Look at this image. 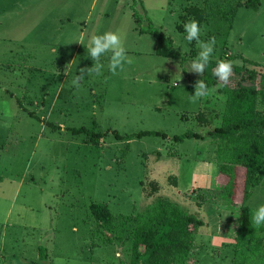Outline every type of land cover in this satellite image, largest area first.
<instances>
[{
	"label": "rangeland",
	"instance_id": "374dc122",
	"mask_svg": "<svg viewBox=\"0 0 264 264\" xmlns=\"http://www.w3.org/2000/svg\"><path fill=\"white\" fill-rule=\"evenodd\" d=\"M238 1L244 2L0 0V264H131L132 240L99 227L91 205L107 204L121 218L143 212L158 195L207 222L185 264H241L245 254L256 253L238 245L241 206L220 199V188L193 192L189 198L196 201L184 202L195 160L217 164L213 142L173 139L207 135L197 119L200 108L217 114L225 105L219 87L192 98L204 73L187 70L198 55L192 59L193 51L201 50L178 28L187 7L206 12L200 41L215 39L210 60L228 55L233 64H258L249 66L264 74V0L259 10ZM149 25L171 38L183 57L159 56L158 39L140 32ZM106 31L123 35L128 62L113 74L106 53L102 71L90 77L88 38ZM81 70L85 79L74 83ZM95 124L105 134L97 145L72 131ZM145 131L167 138L115 135ZM262 204L264 181L247 203L252 215ZM219 215L229 245L213 247L212 220Z\"/></svg>",
	"mask_w": 264,
	"mask_h": 264
},
{
	"label": "trees",
	"instance_id": "16d2710c",
	"mask_svg": "<svg viewBox=\"0 0 264 264\" xmlns=\"http://www.w3.org/2000/svg\"><path fill=\"white\" fill-rule=\"evenodd\" d=\"M238 6L259 10L261 0L238 1ZM137 23L139 19L134 14ZM178 28L184 32L183 25L193 20L200 26L206 21V12L199 7H187ZM141 33H149L158 39L159 56L180 59L182 53L175 48L174 41L159 32L152 25L140 28ZM198 54L193 51L194 57ZM197 57V56H196ZM223 60V59H220ZM227 58L224 61H230ZM217 61L210 60L202 80L207 85V92L219 87L225 97L224 108L216 114L197 115L199 123L209 129L208 137L215 146L214 158L218 164L219 179L225 185L218 197L229 204L241 206V225L239 243H246L256 249V253H247L241 264H264V227L257 228L252 221V209L247 205L256 187L264 181V74L250 66H259L246 61L244 65L232 64V74L227 82L214 75ZM250 65V66H249ZM219 122V123H218ZM218 123V124H217ZM75 134H85L86 142L99 144L105 134L98 132L95 124L92 129L81 127L72 130ZM117 139L128 141L146 136L167 135L162 132L145 131L139 134L121 136L115 132ZM174 141L186 139L206 140V137L195 132L175 136ZM176 183V178L172 179ZM155 188L160 189L155 181ZM91 212L99 227L116 233V239L132 240L131 264H185L190 258L197 236L207 222L199 215L193 214L181 204L171 199L158 196L143 212L117 218L107 204H92ZM259 235L252 238L251 234ZM263 234V235H262ZM250 236L249 240L245 237ZM262 236V237H261ZM245 239V240H244ZM144 249V251H142Z\"/></svg>",
	"mask_w": 264,
	"mask_h": 264
},
{
	"label": "clouds",
	"instance_id": "9594fccd",
	"mask_svg": "<svg viewBox=\"0 0 264 264\" xmlns=\"http://www.w3.org/2000/svg\"><path fill=\"white\" fill-rule=\"evenodd\" d=\"M183 28L186 33V39L189 42L193 40L197 41L200 43L201 48L197 57L191 62V68L187 70L202 76L213 54L215 39L213 38L208 42L200 41L201 27L195 20L184 24ZM123 39V35L120 32L114 31H106L88 38V44L86 45L87 55L94 61L93 66L86 69L88 76L91 77L93 73L100 74L103 69V64L100 62L101 57L109 52L111 53L108 65L109 71L116 74L118 69H123L124 64L128 62ZM232 71L233 68L230 61L219 60L214 69V75L219 80L227 82ZM84 72L85 70H81V75L77 76V80L74 81V83H79L81 80L85 79ZM206 94L207 85L204 80L201 79L196 84L195 94L192 98H199ZM252 221L257 228L264 227V204L253 211Z\"/></svg>",
	"mask_w": 264,
	"mask_h": 264
},
{
	"label": "crops",
	"instance_id": "0c3cea01",
	"mask_svg": "<svg viewBox=\"0 0 264 264\" xmlns=\"http://www.w3.org/2000/svg\"><path fill=\"white\" fill-rule=\"evenodd\" d=\"M204 107L200 108V112H204ZM209 112V108H207ZM207 128V127H205ZM209 131V128H207ZM202 135V134H201ZM206 137V140H210L207 135H203ZM204 141V140H203ZM219 166L210 158H198L195 160L193 169H192V176L190 180V191L188 194L185 195L184 202L187 201L189 204L195 202V195L192 197V200L189 198V195H191L193 192H196L197 195L200 191H209V190H218L221 189L225 182L221 181L219 179L218 174ZM174 176V175H171ZM161 190V187H160ZM161 192V191H160ZM159 196V195H158ZM157 196V197H158ZM232 205V204H231ZM233 206H236L235 204ZM207 207V205H203L202 208ZM212 220V219H211ZM214 221V222H213ZM212 222L217 226L216 231L212 234V239L210 241L211 245L213 247L220 246V245H229L227 242V230L225 226L222 225V219L220 215L218 217H214V220Z\"/></svg>",
	"mask_w": 264,
	"mask_h": 264
}]
</instances>
